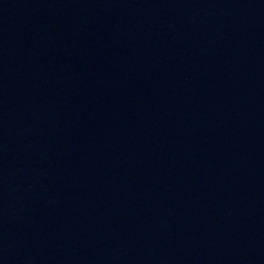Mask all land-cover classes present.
Segmentation results:
<instances>
[{
  "label": "water",
  "instance_id": "water-1",
  "mask_svg": "<svg viewBox=\"0 0 264 264\" xmlns=\"http://www.w3.org/2000/svg\"><path fill=\"white\" fill-rule=\"evenodd\" d=\"M0 264H264V0H0Z\"/></svg>",
  "mask_w": 264,
  "mask_h": 264
}]
</instances>
